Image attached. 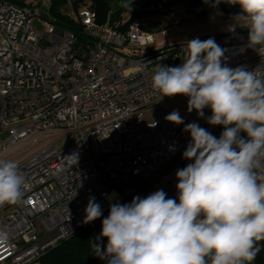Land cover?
<instances>
[{
    "label": "built area",
    "instance_id": "obj_1",
    "mask_svg": "<svg viewBox=\"0 0 264 264\" xmlns=\"http://www.w3.org/2000/svg\"><path fill=\"white\" fill-rule=\"evenodd\" d=\"M23 1L0 0V159L18 146L31 149L13 159L27 182L21 202L0 207V232L7 234L0 264H41L51 248L93 223H84L91 197L103 213L121 195L163 190L177 198L176 172L192 162L182 155L191 139L185 125L195 122L217 138L224 130L207 123L209 108L203 117L189 112L181 95L183 124L167 121L162 110L145 121L150 106L172 98L159 100L153 89L156 66L181 65L186 43L154 48V34L138 17L108 28L88 7L70 17L79 39L57 22L52 0ZM145 9L170 16L206 11L193 0H157ZM198 38L225 49L228 67L264 71L247 28Z\"/></svg>",
    "mask_w": 264,
    "mask_h": 264
},
{
    "label": "clouds",
    "instance_id": "obj_2",
    "mask_svg": "<svg viewBox=\"0 0 264 264\" xmlns=\"http://www.w3.org/2000/svg\"><path fill=\"white\" fill-rule=\"evenodd\" d=\"M223 2L239 5L231 30L247 28L248 47L264 57V0ZM182 53L181 65L156 66L153 89L159 100L188 97V111L198 116L209 108L207 123L224 130L217 138L195 122L185 125L191 139L182 155L192 162L176 172L177 198L158 190L110 204L91 242L106 264H252L264 241V71L228 67L225 49L212 38L187 41ZM165 119L184 123L177 110ZM26 188L19 162L0 159V207L20 203ZM102 214L89 198L84 223ZM6 240L0 232V243Z\"/></svg>",
    "mask_w": 264,
    "mask_h": 264
},
{
    "label": "trees",
    "instance_id": "obj_3",
    "mask_svg": "<svg viewBox=\"0 0 264 264\" xmlns=\"http://www.w3.org/2000/svg\"><path fill=\"white\" fill-rule=\"evenodd\" d=\"M11 1L18 3L24 2L23 0ZM155 1L157 0H134L133 4L135 5V10L132 13V17L147 14L148 12L145 11V8ZM193 2H201L203 6H205L206 11L217 10L228 16L236 15L240 12L239 5H230L223 2V0L216 6H214V0H207V2H205V0H193ZM65 4L66 0H52L51 13L56 17L58 23L69 25L72 29H76V35L81 39V32L78 31L80 29L70 18ZM71 6L74 12L80 7H88L94 11L96 21L99 24H105L107 23L109 13L117 8V0H72ZM120 20L117 22L115 29H122L125 25V23H121ZM240 135L246 136L244 133ZM135 196L140 197L138 194L121 195L114 203H130ZM108 215L109 209H107L100 218L94 220L91 225L77 230L69 238L59 242L41 258V264H106L105 260L96 256L91 242H97L96 238L100 236L102 230V220ZM101 243L102 247H106L107 238H102ZM257 246L260 248V251L255 260L252 261V264H264V241L258 242Z\"/></svg>",
    "mask_w": 264,
    "mask_h": 264
},
{
    "label": "rangeland",
    "instance_id": "obj_4",
    "mask_svg": "<svg viewBox=\"0 0 264 264\" xmlns=\"http://www.w3.org/2000/svg\"><path fill=\"white\" fill-rule=\"evenodd\" d=\"M27 3H31L33 0H25ZM72 0H66L65 7L69 12L71 18H75L76 14L72 10ZM46 7L48 3L44 4ZM81 8V7H80ZM135 10V5L132 4L122 15L121 21L128 20L132 17V13ZM40 13H47V8H41ZM235 15H224L217 10L206 11L202 15L196 14L190 10H184L180 15L170 16L165 13L149 12L145 15L138 16L139 21L144 23L149 31L154 34L155 41L154 48H161L166 45H172L177 43H186L192 39L198 37H210L223 33H230L240 26H235L234 30H231L234 26ZM136 17V16H134ZM34 25L36 28H40V25L35 20ZM163 111L167 116L173 110H177L180 114H184V102L180 95L150 106V110L146 114L145 121H151L158 117L160 111ZM1 135V134H0ZM31 149L23 148L19 146L14 151H11V157L9 160L19 158L28 153ZM113 196V194H111Z\"/></svg>",
    "mask_w": 264,
    "mask_h": 264
},
{
    "label": "water",
    "instance_id": "obj_5",
    "mask_svg": "<svg viewBox=\"0 0 264 264\" xmlns=\"http://www.w3.org/2000/svg\"><path fill=\"white\" fill-rule=\"evenodd\" d=\"M134 0H117V8L109 13L107 27L112 28L122 18L124 12L133 4Z\"/></svg>",
    "mask_w": 264,
    "mask_h": 264
},
{
    "label": "crops",
    "instance_id": "obj_6",
    "mask_svg": "<svg viewBox=\"0 0 264 264\" xmlns=\"http://www.w3.org/2000/svg\"><path fill=\"white\" fill-rule=\"evenodd\" d=\"M167 100V99H166ZM165 101V100H164ZM181 117L184 119V114L181 115Z\"/></svg>",
    "mask_w": 264,
    "mask_h": 264
}]
</instances>
